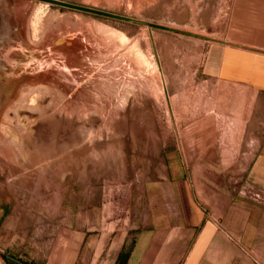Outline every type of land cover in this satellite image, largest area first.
<instances>
[{"label":"rangeland","instance_id":"rangeland-1","mask_svg":"<svg viewBox=\"0 0 264 264\" xmlns=\"http://www.w3.org/2000/svg\"><path fill=\"white\" fill-rule=\"evenodd\" d=\"M55 1L210 40L6 0L3 20L34 59L0 106V249L25 258L56 231L65 239L88 203L101 214L125 208L129 222L151 213L160 184L185 180V169L229 167L231 158L204 153L216 133H231L230 119L247 118L237 103L251 99L201 74L233 0ZM216 175L227 183L241 176Z\"/></svg>","mask_w":264,"mask_h":264},{"label":"crops","instance_id":"crops-1","mask_svg":"<svg viewBox=\"0 0 264 264\" xmlns=\"http://www.w3.org/2000/svg\"><path fill=\"white\" fill-rule=\"evenodd\" d=\"M201 74L251 97L237 103L247 118L230 119L231 133H216L204 153L231 158L229 167L185 169V180L156 188L151 213L129 222L125 208L101 214L88 203L65 239L55 227L42 253L25 258L0 249V264H264V0H233L226 32L207 48ZM222 173L241 176L227 183L216 175Z\"/></svg>","mask_w":264,"mask_h":264},{"label":"flooded vegetation","instance_id":"flooded-vegetation-1","mask_svg":"<svg viewBox=\"0 0 264 264\" xmlns=\"http://www.w3.org/2000/svg\"><path fill=\"white\" fill-rule=\"evenodd\" d=\"M2 7L0 9L1 15L5 14ZM10 14L9 9L7 14L0 18V106L7 103V99H9L16 84H20L29 78L32 69L31 61L34 59L24 41L17 36L18 27H10V29L6 25L7 23L2 20L9 19ZM11 74H13L12 77Z\"/></svg>","mask_w":264,"mask_h":264},{"label":"water","instance_id":"water-1","mask_svg":"<svg viewBox=\"0 0 264 264\" xmlns=\"http://www.w3.org/2000/svg\"><path fill=\"white\" fill-rule=\"evenodd\" d=\"M33 1L42 2L45 4L51 5V6H56L59 8L70 10V11L79 12V13H83V14H87V15H92V16H96V17H100V18H104V19L119 21V22H123V23H129V24H133V25H137V26L148 27L150 29H154V30L162 31V32H166V33L178 34V35L191 37V38L204 40V41L210 40L208 38L197 36V35L185 32V31L151 24V23H147L144 21L119 16L116 14L100 11L97 9H93V8H89V7H85V6H81V5H74V4H69V3L55 1V0H33ZM0 2H1V0H0ZM0 8H1V5H0ZM0 18H1V15H0ZM216 42H218V41H216Z\"/></svg>","mask_w":264,"mask_h":264},{"label":"bare ground","instance_id":"bare-ground-1","mask_svg":"<svg viewBox=\"0 0 264 264\" xmlns=\"http://www.w3.org/2000/svg\"><path fill=\"white\" fill-rule=\"evenodd\" d=\"M2 4H4L5 6H6V5H8V3H6V1H5V0H4V1H3V0H1V7H2ZM0 9H1V8H0ZM0 15H1V13H0ZM1 18H2V15H1ZM2 20H3V19H2Z\"/></svg>","mask_w":264,"mask_h":264}]
</instances>
